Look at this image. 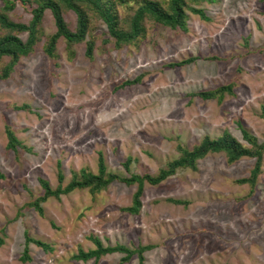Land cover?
Here are the masks:
<instances>
[{
    "label": "rangeland",
    "instance_id": "obj_1",
    "mask_svg": "<svg viewBox=\"0 0 264 264\" xmlns=\"http://www.w3.org/2000/svg\"><path fill=\"white\" fill-rule=\"evenodd\" d=\"M199 7L209 19L190 13L186 32L147 24L138 47L105 43L100 20L92 57L81 42L70 58L61 38L52 59L41 42L0 79V264H140L137 254L122 261L119 252L76 259L80 248L96 247L93 237L103 246L153 244L143 264H264V164L252 194L238 182L249 177L252 157L230 164L225 153H209L197 170L146 182L137 214L125 208L138 185L123 182L94 195L87 188L49 197L44 214L26 206L45 193L42 179L54 189L60 172L63 186L82 169L98 173L100 155L108 171L155 175L180 156V145L192 148L206 135L229 131L247 144L246 129L264 141V0ZM31 10L18 2L10 17L27 23ZM64 14L76 30V13ZM52 16L49 9L43 16L47 35L57 30ZM230 83L233 92L222 101L191 95ZM7 127L32 150H9ZM27 232L51 249L31 242L24 260Z\"/></svg>",
    "mask_w": 264,
    "mask_h": 264
},
{
    "label": "trees",
    "instance_id": "obj_2",
    "mask_svg": "<svg viewBox=\"0 0 264 264\" xmlns=\"http://www.w3.org/2000/svg\"><path fill=\"white\" fill-rule=\"evenodd\" d=\"M217 0H3L0 6V79H7L14 72L15 67L22 57L33 53L36 46L43 42L44 52L52 59H57L56 47L61 38L65 39L66 48L70 58L75 55V45L85 42L86 53L89 57L93 56L96 41L102 36L94 31L98 22L105 23L108 31V37H104L105 43L113 42L116 48L123 46L138 47L148 35L147 24L162 25L172 29H179L184 32L189 30L190 13L199 15L202 19H209L205 10L199 7L203 3H214ZM20 2L23 5H32V18L26 23L14 20L10 13L15 9L16 4ZM49 9L52 17L55 19L56 32L47 35L43 26L45 11ZM72 10L77 15L76 30L70 29L69 23L64 18L65 12ZM26 33L27 38L23 39L22 34ZM9 59L7 60V58ZM196 57H191L182 61L171 63L173 66L185 65L194 61ZM141 81V76L134 80H127L123 83L133 84ZM234 84L222 85L215 89L194 92L191 95L199 96L203 99H218L222 101L226 93H232ZM26 107L25 105L21 108ZM264 116V111H263ZM8 136L7 148L18 151V148L31 151L15 131L10 127L5 130ZM243 136L247 144L242 143L229 131H225L218 137L206 135L202 140L192 148H186L180 145V156L169 161L166 167H163L155 175L132 173L130 177L122 176L107 170L103 155L99 157L98 173L91 170L82 169L80 174H75L72 180L66 185H62L63 173L60 172V184L54 189L51 188L48 180H41L45 193L26 204L29 207H35L40 214H44V208L41 203L48 200L49 197L60 198L62 194L70 193L76 189H87L94 195L100 193L113 182H123L128 185L137 184L138 189L134 193L131 206L125 210L137 214L139 213L146 182L158 184L167 177L176 173L178 168L197 170L198 161L205 158L209 153L223 152L227 156L228 163L237 162L243 157H252L256 159L254 168L249 177L241 178L239 183H247L250 186V193L255 191L260 174L263 171L264 164V141L260 142L258 138L243 129ZM131 157L125 162V167L129 169ZM5 175L0 172V178ZM175 203H186L181 199H170ZM2 242V239H0ZM95 248L83 250L80 248L74 257L79 260L88 261L95 259L99 261L103 255L119 252L124 253L122 261H128L137 254L140 264L144 262L143 253L153 248V244L129 248L123 244L114 246H103L98 237H93ZM34 242L44 249L49 250L51 246L39 239L30 237L26 233V249L24 260L30 258L28 254L29 243Z\"/></svg>",
    "mask_w": 264,
    "mask_h": 264
}]
</instances>
